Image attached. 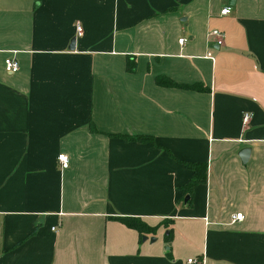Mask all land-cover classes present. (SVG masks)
I'll return each mask as SVG.
<instances>
[{
  "label": "crops",
  "instance_id": "0c3cea01",
  "mask_svg": "<svg viewBox=\"0 0 264 264\" xmlns=\"http://www.w3.org/2000/svg\"><path fill=\"white\" fill-rule=\"evenodd\" d=\"M187 259L264 264V0H0V264Z\"/></svg>",
  "mask_w": 264,
  "mask_h": 264
},
{
  "label": "built area",
  "instance_id": "2783aa9c",
  "mask_svg": "<svg viewBox=\"0 0 264 264\" xmlns=\"http://www.w3.org/2000/svg\"><path fill=\"white\" fill-rule=\"evenodd\" d=\"M231 9H232L231 6L225 5L219 10L218 15L222 16V17L228 16L231 13ZM74 31H75L76 36L81 35V27L79 24H75ZM207 36L212 38L213 43L216 47H220L223 45V35L219 30L210 29L207 31ZM184 42H185V40L183 38H180L177 40V43L179 45H183ZM206 58L212 59L211 53L207 52ZM2 65H3L4 73L8 74V75L14 74L18 70L17 62L12 57L5 58L2 62ZM249 120H250V114L243 113L241 115V126H242V128L246 127ZM57 162L59 163V166L61 169H65L67 167V159L64 155L58 156ZM241 219H242V215L240 213H236V214L231 216L230 222L233 223L235 221H240ZM184 264H196V262L193 259H187Z\"/></svg>",
  "mask_w": 264,
  "mask_h": 264
},
{
  "label": "trees",
  "instance_id": "16d2710c",
  "mask_svg": "<svg viewBox=\"0 0 264 264\" xmlns=\"http://www.w3.org/2000/svg\"><path fill=\"white\" fill-rule=\"evenodd\" d=\"M134 67V63L127 61L126 62V70L127 71H131ZM155 83L157 85H162V86H167V87H179V88H184V89H195L198 90L200 89L199 87L196 86H178L173 84L172 82H170L169 80L165 79V78H156L155 79ZM128 140H133V141H137V142H149L151 141L150 138L148 137H142V136H131V137H125ZM190 169H193V172H195V170H198V172L202 171L200 165H189L188 166ZM198 181V179H193L191 181V183L189 185H192L194 183H196ZM199 181H202V179L200 178ZM118 220L124 224L127 228L130 229H134L136 230L139 234H144L146 232H151L153 229L152 228H148L147 226H145L143 223L139 222V220L133 219V218H118Z\"/></svg>",
  "mask_w": 264,
  "mask_h": 264
},
{
  "label": "water",
  "instance_id": "95a60500",
  "mask_svg": "<svg viewBox=\"0 0 264 264\" xmlns=\"http://www.w3.org/2000/svg\"><path fill=\"white\" fill-rule=\"evenodd\" d=\"M74 38L70 41L69 50H73L74 48ZM249 150L247 148H243L239 151L238 157L241 163H245L248 157ZM167 234V233H166ZM146 237L142 236L141 240L145 241ZM150 242L153 241V239L149 240Z\"/></svg>",
  "mask_w": 264,
  "mask_h": 264
}]
</instances>
